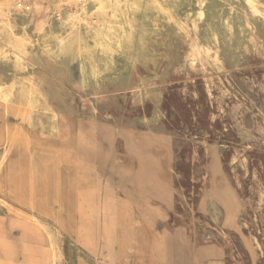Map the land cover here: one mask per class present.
Wrapping results in <instances>:
<instances>
[{
	"label": "rangeland",
	"instance_id": "rangeland-1",
	"mask_svg": "<svg viewBox=\"0 0 264 264\" xmlns=\"http://www.w3.org/2000/svg\"><path fill=\"white\" fill-rule=\"evenodd\" d=\"M107 19L133 23L137 39L94 73L89 48ZM15 48L36 51V75ZM30 82L46 95H24ZM0 87L13 92L10 113L0 103V207L21 219L26 249L49 253L37 264H169L176 226L189 264L199 249L214 264H264V0H0ZM208 165L239 204L227 240ZM87 166L115 193L94 191L97 210L120 207L108 257L81 240L79 188L101 185Z\"/></svg>",
	"mask_w": 264,
	"mask_h": 264
},
{
	"label": "bare ground",
	"instance_id": "bare-ground-1",
	"mask_svg": "<svg viewBox=\"0 0 264 264\" xmlns=\"http://www.w3.org/2000/svg\"><path fill=\"white\" fill-rule=\"evenodd\" d=\"M39 6H40L39 3H30L23 5L22 8L26 7V9H28L31 12V9L39 10L40 8ZM113 17H118V16L113 15ZM134 27L136 26L131 22L130 23L127 22L126 24H121L107 19L104 20V22L101 23L96 28L95 35H93L95 44H90V48H89V59L91 61L92 71L94 73L101 71L112 60L114 52L124 50V47L126 45L129 47V49L135 47V38L137 39V35H135ZM58 46L59 45L57 42L56 45H53L54 49L49 51L46 50L47 53L53 52L54 55H58L57 51L59 48H61V46L59 47ZM13 54L14 57L17 59V61L24 60L26 64L32 69L34 75H36L35 68L37 65L39 66L41 63L34 49L15 48L13 50ZM79 75H80L79 78H72V81L75 84L82 87L87 79L86 66L83 63V60H81ZM92 86L96 88V85H92ZM33 87L34 86L32 83L28 84L26 87L23 88V94L30 95L32 93H40V94L44 93L46 95L45 92L39 90L38 88L34 90ZM12 102H13L12 89L6 90L5 88L0 87V103H4L7 106L6 108L7 113H10L11 107L9 106V104ZM21 104L24 106L26 104L28 105V107H24V108L22 107L21 108L22 111L20 110L23 113L24 118H28L29 111L32 108L31 107L32 101L31 100L27 102L26 100L21 101ZM51 109L55 117H58V112L55 111L53 107ZM96 171L97 170L89 166H87L84 169V173L89 178L96 176L97 174ZM101 178L97 179L98 183L100 182L101 184L99 188L96 189L91 187L87 189L86 187L79 188L78 192L80 193L77 196V200H78L77 212H79L83 217V223L80 228L81 238H82L81 240L83 245L92 252H95L98 246L100 248L102 245L104 248H107L106 251L107 254L104 253L105 251H102V254L104 253V255L108 257L110 255L111 249L116 244L118 238L117 226L119 224V218H120V207L118 201H116V203L112 205L114 206V208H112L111 205H108L109 208L104 206V208H102L101 210H97L96 208L98 203L96 201L97 193H94V191L97 190L105 191L106 189H108L107 192L111 191L115 197V193L109 189V186ZM210 209L214 213V218L216 222L220 225V228H217L218 234H220V236L223 239L227 240L229 235L225 230H223L222 224L224 225V223L221 222L223 219L222 209L213 201L210 203ZM237 222L238 223L236 226L239 227L240 226L239 219L237 220ZM93 231L95 232V234L93 233ZM99 240L102 241V243H100ZM50 242L52 243V245H55L54 238H51ZM202 256H204L202 257L204 259L201 260V264H214L215 263L214 257L219 256V254L216 253L214 250L209 249L204 251ZM27 263L28 261L25 260L24 264Z\"/></svg>",
	"mask_w": 264,
	"mask_h": 264
},
{
	"label": "crops",
	"instance_id": "crops-1",
	"mask_svg": "<svg viewBox=\"0 0 264 264\" xmlns=\"http://www.w3.org/2000/svg\"><path fill=\"white\" fill-rule=\"evenodd\" d=\"M53 78L60 79L58 76L50 74V79ZM96 172L99 176L102 175L99 171ZM219 173V171H212L208 165V175L211 180L206 190V196L209 198V203L213 201L222 209L223 219L221 222L224 223V226L236 228L239 204L234 203L236 202V197L230 196L231 189L227 183L217 178ZM130 180L132 179L130 178ZM140 180L141 184L145 183V179ZM103 181L108 186L110 185L108 179L104 178ZM204 202L205 199H203V204ZM19 221H21L20 218H16L14 215L8 213L5 208L0 207V264H24L25 260L28 261L27 264H37V261L49 256L48 252H37L26 249L22 241L24 238L22 227L17 225ZM184 238H186L185 229L179 226L170 229L166 233L165 248L169 254V264H177L178 261L183 262V264H189L191 260V248L189 243H184ZM199 250L201 258L204 257L202 255L206 250Z\"/></svg>",
	"mask_w": 264,
	"mask_h": 264
}]
</instances>
